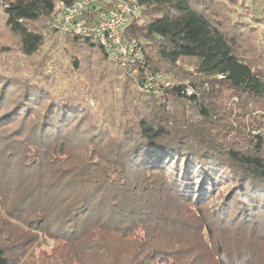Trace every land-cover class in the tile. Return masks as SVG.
<instances>
[{
  "label": "trees",
  "instance_id": "16d2710c",
  "mask_svg": "<svg viewBox=\"0 0 264 264\" xmlns=\"http://www.w3.org/2000/svg\"><path fill=\"white\" fill-rule=\"evenodd\" d=\"M73 1L0 0L1 24L32 57L0 77V264H24L46 235L55 264H264V70L216 0H135L126 35L149 70L171 72L163 98L93 34L67 35L121 73L101 112L97 92L60 86L39 57L44 28ZM239 109L257 116L244 123Z\"/></svg>",
  "mask_w": 264,
  "mask_h": 264
},
{
  "label": "rangeland",
  "instance_id": "374dc122",
  "mask_svg": "<svg viewBox=\"0 0 264 264\" xmlns=\"http://www.w3.org/2000/svg\"><path fill=\"white\" fill-rule=\"evenodd\" d=\"M210 9L218 12V16L226 23L227 29L236 34L243 58L254 64L256 68L264 70V1L216 0V3L214 2V4L210 5ZM135 19L137 21L140 20L139 17ZM1 22L0 69L5 70V72L0 71V77H4L2 73H6L16 78L23 70H27V72L31 70L29 61L32 57L26 58L23 55L19 49L20 44L17 41V37L11 35ZM54 25L55 20H52L44 28V36L47 42L42 47L43 50L39 57L42 58L45 52L47 56H51L52 63L57 68L55 76L59 78L60 86H68L72 90L74 89V92H78L76 90L77 87L88 86L91 88L92 93L97 92L100 97L98 99L91 98L89 104L93 109L97 107L98 112H101L107 103L115 101L116 95L121 90L119 89V82L121 84L122 81L120 79L121 73L117 72L109 63L106 64L97 51L91 52L71 44L66 38L71 33L61 31L60 28L56 29ZM74 56L80 59V69L71 72L69 64L72 63ZM169 74L170 76L172 75L171 72ZM63 82H67V84ZM80 91L84 93V90ZM101 99L105 104L100 101ZM226 99L229 98L226 97ZM230 105L233 106V102L230 101ZM240 112V119L244 123L249 122L248 120H254L257 116L254 111L251 114L243 113V110H240ZM230 188V184H224L219 188V192H225L229 195L231 192ZM54 230L51 229L50 234H55L56 231ZM54 238L55 236L46 235L42 239V244L37 246L32 252L33 258L32 256H27L24 264L58 263L56 261L57 258L52 259L51 257L52 260L49 259L53 246L57 242ZM122 247L124 246L122 245ZM64 249L62 254H65ZM59 256L61 257V255Z\"/></svg>",
  "mask_w": 264,
  "mask_h": 264
},
{
  "label": "built area",
  "instance_id": "2783aa9c",
  "mask_svg": "<svg viewBox=\"0 0 264 264\" xmlns=\"http://www.w3.org/2000/svg\"><path fill=\"white\" fill-rule=\"evenodd\" d=\"M138 10L135 0H74L54 26L67 33L93 34L109 58L130 76L135 77L140 69L143 70V77L147 80L145 88L163 98L172 75L149 70L141 43L126 35L138 17ZM91 11V15L85 14Z\"/></svg>",
  "mask_w": 264,
  "mask_h": 264
},
{
  "label": "water",
  "instance_id": "95a60500",
  "mask_svg": "<svg viewBox=\"0 0 264 264\" xmlns=\"http://www.w3.org/2000/svg\"><path fill=\"white\" fill-rule=\"evenodd\" d=\"M163 104H161V106H162Z\"/></svg>",
  "mask_w": 264,
  "mask_h": 264
}]
</instances>
